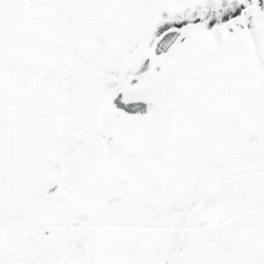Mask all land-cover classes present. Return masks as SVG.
Segmentation results:
<instances>
[{"label":"snow or ice","instance_id":"1","mask_svg":"<svg viewBox=\"0 0 264 264\" xmlns=\"http://www.w3.org/2000/svg\"><path fill=\"white\" fill-rule=\"evenodd\" d=\"M0 264H264V0H0Z\"/></svg>","mask_w":264,"mask_h":264}]
</instances>
